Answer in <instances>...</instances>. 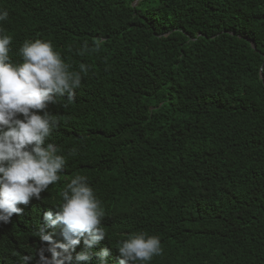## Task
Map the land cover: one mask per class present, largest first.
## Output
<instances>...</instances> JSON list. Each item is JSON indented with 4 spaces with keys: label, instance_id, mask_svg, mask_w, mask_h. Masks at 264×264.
Here are the masks:
<instances>
[{
    "label": "trees",
    "instance_id": "trees-1",
    "mask_svg": "<svg viewBox=\"0 0 264 264\" xmlns=\"http://www.w3.org/2000/svg\"><path fill=\"white\" fill-rule=\"evenodd\" d=\"M0 9L14 63L39 38L71 71L88 66L74 102L49 106L59 125L47 142L66 159L60 180L0 222V264H39L41 249L51 259L36 232L76 175L101 201L107 236L94 251L108 247L109 264L134 232L160 238L163 253L148 264H264V0H0ZM45 231L63 242L61 226ZM83 249L81 239L73 256Z\"/></svg>",
    "mask_w": 264,
    "mask_h": 264
},
{
    "label": "clouds",
    "instance_id": "clouds-1",
    "mask_svg": "<svg viewBox=\"0 0 264 264\" xmlns=\"http://www.w3.org/2000/svg\"><path fill=\"white\" fill-rule=\"evenodd\" d=\"M7 18L8 11L0 9V21ZM11 42L12 37L0 29V222L5 224L13 214L22 213L18 205L41 199V193L60 180L66 159L47 142L59 125L49 106L58 97L74 102L81 73L88 71L83 63L79 72L71 71L51 41L39 38L25 40L19 49L22 62L14 63L9 56ZM60 195L61 203L55 211H46L43 219L45 228L61 226L63 242H54L45 228L37 231L52 254L48 259L41 249L39 264H91L93 256L98 258L96 264H109L108 247L94 251L107 236L102 226L105 212L87 178L76 175ZM81 239L84 249L73 256ZM117 250L118 264H148L163 253L160 238L145 232L132 233ZM30 259L25 256L24 264Z\"/></svg>",
    "mask_w": 264,
    "mask_h": 264
},
{
    "label": "water",
    "instance_id": "water-1",
    "mask_svg": "<svg viewBox=\"0 0 264 264\" xmlns=\"http://www.w3.org/2000/svg\"><path fill=\"white\" fill-rule=\"evenodd\" d=\"M261 78L263 79V74H261Z\"/></svg>",
    "mask_w": 264,
    "mask_h": 264
}]
</instances>
